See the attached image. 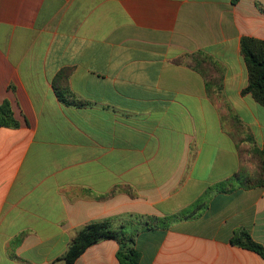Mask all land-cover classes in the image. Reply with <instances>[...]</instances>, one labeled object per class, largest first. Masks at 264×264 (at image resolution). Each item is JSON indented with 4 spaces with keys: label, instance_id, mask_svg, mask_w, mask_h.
<instances>
[{
    "label": "crops",
    "instance_id": "1",
    "mask_svg": "<svg viewBox=\"0 0 264 264\" xmlns=\"http://www.w3.org/2000/svg\"><path fill=\"white\" fill-rule=\"evenodd\" d=\"M264 41V0H0V264H66L87 224L174 216L242 167L231 110L264 145L241 41ZM204 52L221 90L175 60ZM89 105L60 101L54 79ZM214 89H217L214 87ZM241 149H245L241 147ZM130 187L134 196L117 192ZM264 246V185L212 194L197 215L136 236L142 264H264L231 244ZM103 240L74 264H119Z\"/></svg>",
    "mask_w": 264,
    "mask_h": 264
},
{
    "label": "trees",
    "instance_id": "2",
    "mask_svg": "<svg viewBox=\"0 0 264 264\" xmlns=\"http://www.w3.org/2000/svg\"><path fill=\"white\" fill-rule=\"evenodd\" d=\"M236 4L239 0H231ZM241 53L245 59L248 70V85L242 94H250L255 101L264 107V41L244 37L241 41ZM176 63H185L189 67L199 71L205 77L208 96L216 98L221 90V79H215L213 73H221L219 64L204 52L187 54L175 60ZM71 69H62L54 79L56 95L63 103L77 107H85L89 103L78 99L69 87ZM216 87L217 89H214ZM228 117L235 130L231 133L236 139L237 147L243 153L242 167L233 177L208 188L204 196L182 212L166 218L152 216H134L133 223L115 227L110 221H101L87 224L81 228L72 239L63 259L66 264H74L75 261L93 244L103 240H115L118 245L116 257L119 264H142V254L136 244V236L144 231L154 228H168L177 220H186L197 215L206 208L208 198L212 194L232 192L237 188H251L264 185V145L259 147L251 133L241 119L229 110ZM227 118V117H226ZM18 122L13 116L9 102L0 104V128L16 127ZM244 147L245 149H241ZM127 192L134 196L130 187L117 186L104 197L112 196L117 192ZM234 246L255 252L264 259V246L256 242L249 231L240 229L235 232L230 240Z\"/></svg>",
    "mask_w": 264,
    "mask_h": 264
},
{
    "label": "rangeland",
    "instance_id": "3",
    "mask_svg": "<svg viewBox=\"0 0 264 264\" xmlns=\"http://www.w3.org/2000/svg\"><path fill=\"white\" fill-rule=\"evenodd\" d=\"M226 117H227V119H226L227 120V122H226V128L230 131V133H232L233 130H235V128L233 126V123L229 119L228 114H226Z\"/></svg>",
    "mask_w": 264,
    "mask_h": 264
}]
</instances>
